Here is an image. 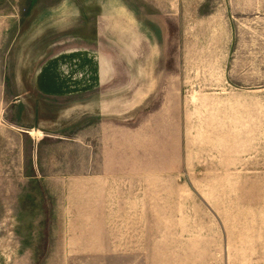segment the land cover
I'll return each mask as SVG.
<instances>
[{
	"label": "rangeland",
	"instance_id": "obj_1",
	"mask_svg": "<svg viewBox=\"0 0 264 264\" xmlns=\"http://www.w3.org/2000/svg\"><path fill=\"white\" fill-rule=\"evenodd\" d=\"M122 2L159 44V72L175 78L174 124L144 131L153 144L144 139L142 151L158 156L159 170L174 171L167 188L168 224L155 232L169 237V253L176 256L143 258V264H264V0H176L174 17L166 0ZM110 6L118 2L0 0V61L9 106L22 101L19 105L29 109L14 112L19 118L36 111L35 117L51 123L47 130L58 132V162L68 167L71 154L92 153V147L87 151L69 143L87 128L85 118L77 122L70 113L71 106L83 103L38 96L33 76L40 56L51 49L107 31L117 21L102 18L112 17ZM183 48L190 57L182 55ZM165 101L160 88L144 112L160 111ZM8 185L0 179V190L6 192ZM9 212L0 208V264L114 261L46 256L55 227L45 220L32 225L28 218L14 224L7 220L13 218ZM64 229L58 225V251L64 249L59 240ZM179 249L190 256H177Z\"/></svg>",
	"mask_w": 264,
	"mask_h": 264
},
{
	"label": "crops",
	"instance_id": "obj_2",
	"mask_svg": "<svg viewBox=\"0 0 264 264\" xmlns=\"http://www.w3.org/2000/svg\"><path fill=\"white\" fill-rule=\"evenodd\" d=\"M108 1H117L118 6L107 11L112 17L102 18L117 21L107 31L97 30L96 39L53 48L49 55L40 56L33 76L38 96L83 103L71 106L70 113L77 122L85 118L87 128L69 143L87 151L92 147V153L71 154L69 167L58 162V132L47 130L51 123L35 117L36 111L19 118L14 112L29 109L19 105L22 101L9 106L5 64L0 61V179L9 183L6 192L0 190V208L11 211L13 218L7 220L14 224L28 218L32 225L45 220V225L55 227L48 239L54 244L46 256L143 264V258L176 256L174 251L169 253V237L155 232L157 226L168 224L167 188L174 171L159 170L158 156L142 151L144 131L174 124L175 78L159 72V44L145 35L135 13L123 0ZM175 3L166 0L172 17ZM187 49L183 48V56ZM160 88L165 90V104L160 111L144 112L158 98ZM145 143L153 144L148 139ZM96 146L101 148L98 154ZM4 195H8L6 206ZM58 225L65 227L60 251ZM178 252L177 256H190L189 250Z\"/></svg>",
	"mask_w": 264,
	"mask_h": 264
},
{
	"label": "bare ground",
	"instance_id": "obj_3",
	"mask_svg": "<svg viewBox=\"0 0 264 264\" xmlns=\"http://www.w3.org/2000/svg\"><path fill=\"white\" fill-rule=\"evenodd\" d=\"M89 55H90V54H89ZM90 56H91V55H90ZM76 58H77V57H76ZM78 60H79V59H78ZM92 60H93V59H92ZM74 62H75V61H74ZM79 64H80V63H79ZM79 64H78V65H79ZM68 65H69V64H68ZM72 65H73V64H72ZM70 66H71V65H70ZM79 68H80V67H79ZM87 68H88V67H87ZM89 68H90V67H89ZM96 68H97V67H96ZM73 69H74V68H73ZM83 70H84V69H83ZM92 71H93V70H92ZM93 72H94V71H93ZM91 73H92V72H91ZM71 75H72V74H71ZM89 75H90V74H89ZM94 76H95V75H94ZM67 79H68V78H67ZM59 80H60V79H59ZM66 82H67V81H66ZM66 82H65V83H66ZM63 84H64V83H63ZM74 84H75V83H74ZM82 84H83V83H82ZM72 85H73V84H72ZM35 123H36V122H35Z\"/></svg>",
	"mask_w": 264,
	"mask_h": 264
}]
</instances>
